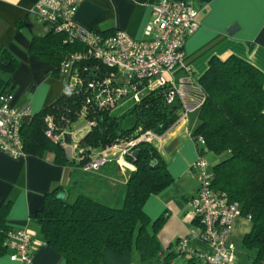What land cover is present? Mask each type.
<instances>
[{"label":"trees","instance_id":"trees-1","mask_svg":"<svg viewBox=\"0 0 264 264\" xmlns=\"http://www.w3.org/2000/svg\"><path fill=\"white\" fill-rule=\"evenodd\" d=\"M80 48L79 43L67 41L64 32L49 29L43 36L32 38L29 51L54 66L52 72H58L66 56ZM93 62L87 63L88 69L92 65L98 68L86 72L84 82L112 71ZM17 64L10 53L0 49V74L12 73ZM197 81L205 98L197 109L199 120L191 132L192 139L199 153L203 145L198 144L197 139L202 137L207 152L227 154L211 166L212 186L226 192L230 200L239 202L241 215L249 216L251 229L242 241L247 248L255 250L253 262H256L264 256V72L235 55L225 59L212 57ZM68 84L54 102L21 126L25 153L38 156L52 153L55 163L72 168L70 183L58 185L47 193L41 209L33 217L44 242L61 255L66 264H106L105 249L117 256L135 249L142 262L162 256L163 264H174L172 260L180 259L179 253L176 250L165 253L157 238L164 218L152 221L144 211L148 197L173 180L157 146L147 141L138 143L133 158L126 159L129 167H118L129 169L118 205L99 201L84 192V178L89 177L86 174L89 171L82 168L91 149H103L133 137L139 132L138 128L158 134L166 131L178 116L179 102L166 103L167 86L145 91L129 112L135 116V125L124 129L121 118L112 114L113 108H102L88 101L93 92L85 85L69 88ZM13 87L10 79L0 75V94H10ZM82 110L91 127L79 139L84 153L82 159L77 160L66 156V147L61 141L46 135L47 118L53 121V133L62 132L68 139L71 126ZM78 169L83 173H78ZM59 193L64 197L57 198ZM7 211L8 205L0 204V254L8 253L5 241L13 229L6 223Z\"/></svg>","mask_w":264,"mask_h":264},{"label":"crops","instance_id":"crops-1","mask_svg":"<svg viewBox=\"0 0 264 264\" xmlns=\"http://www.w3.org/2000/svg\"><path fill=\"white\" fill-rule=\"evenodd\" d=\"M37 1L0 0V49L10 53L18 62L12 73L2 72L0 75L14 85L8 103L18 109H28L23 119L26 124L35 113L61 95L68 80L63 72H52L54 66L29 51L32 38L43 36L46 31L32 12ZM152 1L155 0H83L74 15V22L86 29L123 30L132 38H145L143 30ZM191 1L199 11L200 26L186 39L184 51L196 82L207 70L212 57L225 59L235 55L264 72V0ZM185 74L177 71L175 79ZM198 120V111L195 110L185 122L154 143L173 180L163 190L148 197L144 211L152 221L164 218L157 238L165 253L174 252L175 242L183 237L190 238L191 247L205 248L189 203L198 187L192 168L198 151L191 133ZM78 129L87 132L89 128L83 125ZM113 166L114 163L108 164L86 173L89 177L84 178L87 181L84 192L99 201L118 205L124 193L125 172L129 169L119 170L117 177ZM77 171L83 173L80 169ZM71 175L72 168L55 163L52 153L43 156L25 153L14 158L0 152V204L8 205L6 223L13 229L28 230L34 248L29 263L11 261L7 254H0V264H66L61 255L44 242L33 217L41 209L44 196L58 185L69 184ZM95 189L99 192L98 197ZM237 219L229 242L234 231L245 229V225H241L243 221ZM247 219L250 224L243 231L241 241L251 229V221ZM255 254L247 264H264V256L253 262ZM104 259L106 264H163L162 256L142 262L135 249L125 251L121 256L105 249ZM237 260L235 256L233 264ZM172 262L182 264L179 258Z\"/></svg>","mask_w":264,"mask_h":264},{"label":"built area","instance_id":"built-area-1","mask_svg":"<svg viewBox=\"0 0 264 264\" xmlns=\"http://www.w3.org/2000/svg\"><path fill=\"white\" fill-rule=\"evenodd\" d=\"M82 1L38 0L32 9L46 30L62 31L67 41L81 45L79 50L67 55L60 66V71L68 76V87L85 85L93 92L88 101L102 108H114L119 99L127 95H133L137 101L141 93L167 86L166 103L178 101L180 104L181 110L176 120L163 133L139 131L137 135L121 139L103 149H91L82 169L97 171L112 160L120 167H129L126 159L133 158L138 143L161 141L204 102V91L194 79L184 51L186 39L200 26L199 11L191 0L152 1L143 30L145 38L135 39L123 30L103 33L78 26L74 22V15ZM93 61L112 71L101 78L84 82L85 73L98 68L92 65L94 68L88 69L90 65L87 63ZM177 71L186 74L176 80ZM95 73L91 74L95 76ZM8 97L9 94H0V152L16 158L25 154L21 126L29 111L10 105ZM80 116L86 119L84 110ZM47 120L46 135L52 140L61 141L74 159H82L84 149L79 146V139L84 134L82 129H70L66 139L62 132L54 134L53 121L51 118ZM86 125L88 127L91 122L87 120ZM197 141L203 145L202 152L197 150L198 156L192 164L198 188L189 203L199 226L198 236L205 248L191 247L190 238L183 237L175 242L176 251L183 264H233L235 252L229 237L235 219L241 215V206L239 202L230 200L226 192L212 186V167L205 157L208 150L202 137ZM5 246L11 261H31L34 248L28 230L9 231Z\"/></svg>","mask_w":264,"mask_h":264},{"label":"rangeland","instance_id":"rangeland-1","mask_svg":"<svg viewBox=\"0 0 264 264\" xmlns=\"http://www.w3.org/2000/svg\"><path fill=\"white\" fill-rule=\"evenodd\" d=\"M65 75L68 78L67 74H65ZM134 105H135V98L133 97V95H127V96L119 99V101L115 104V106H114V108L112 110V114L113 115L121 118L122 126H123L124 129L132 128L135 125V116L133 114L129 113ZM180 110H181V108H180ZM86 123H87V119H84L82 116H80L76 120V122H74L72 124L71 129L75 131V130H77L79 128V126L86 125ZM90 127H91V125L88 126V128H90ZM79 130H81V129H79ZM137 130L141 131V132H145V130L143 131L140 128H138ZM149 131H152V130H149ZM83 132H84L83 135H85V133H86L85 130ZM152 132H154V131H152ZM226 155H227L226 153H224V154H215L213 152H207L205 157H206L207 161L209 162L210 166H214L217 162H219L224 157H226ZM112 162L114 163L113 167H114V170H115V174L118 177L120 175L118 172L121 169L118 168L119 165L116 164L115 160H112ZM113 163L110 162L111 165ZM121 171H123V170H121ZM128 173H129V171L127 170L125 172V177H127ZM115 174H114V176H115ZM86 182L87 181H85L84 183H86ZM112 183H114V181H112ZM94 193L98 197V193L99 192H97V190H96ZM237 220H239L240 222L243 221L241 223V225H245V227H244L245 229L248 228V224H250V223H249L248 219L245 216H241L240 215V216H238ZM245 229H241V230L239 229L237 231H234L233 235H232V237L230 239V243H232V245L234 247V252H235L236 259H239V261L238 260L236 261V264H247L249 259L251 258V256L255 253L254 250H249L242 244L241 238H242V235H243V231Z\"/></svg>","mask_w":264,"mask_h":264},{"label":"water","instance_id":"water-1","mask_svg":"<svg viewBox=\"0 0 264 264\" xmlns=\"http://www.w3.org/2000/svg\"><path fill=\"white\" fill-rule=\"evenodd\" d=\"M65 151H66V156L69 157V149L66 148ZM63 197H64V194L63 193L57 194V198H63Z\"/></svg>","mask_w":264,"mask_h":264}]
</instances>
